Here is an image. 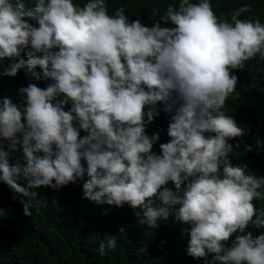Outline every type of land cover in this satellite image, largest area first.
Returning a JSON list of instances; mask_svg holds the SVG:
<instances>
[{
  "label": "clouds",
  "instance_id": "obj_1",
  "mask_svg": "<svg viewBox=\"0 0 264 264\" xmlns=\"http://www.w3.org/2000/svg\"><path fill=\"white\" fill-rule=\"evenodd\" d=\"M151 11L160 15L158 8ZM248 11L250 6L234 11L230 23L218 19L210 0H180L160 15L165 24L175 25L168 28L129 22L123 7L110 15L106 0L83 6L73 0H37L30 10L23 0H0V60L18 59L4 75L39 66L42 77L35 74L36 79L54 81L45 89L21 88L23 111L10 99L0 103V136L13 151L22 144L26 162L10 166L9 154L0 151V180L32 201L24 203L25 215L46 203L29 189L59 190L87 172L85 198L140 209V222L151 228L170 212L190 224L189 256L211 253L224 264H264V234L254 238L246 231L250 225L264 227V212L254 204L264 200V178L229 160L233 146L228 140L245 130L223 110L237 92L238 77L231 70L264 57V24L239 18ZM29 46L25 61L21 53ZM61 94L64 99H57ZM69 101L72 107L65 111ZM157 102L167 104L166 111L175 108L171 139L160 145L161 155L152 152L153 140L145 131V115L151 123L158 114L154 108L145 113V107ZM77 121L87 136L80 137ZM21 176L27 188L16 182ZM169 181L180 191L166 187ZM237 231L241 234L225 247ZM116 245L115 236H106L100 252Z\"/></svg>",
  "mask_w": 264,
  "mask_h": 264
},
{
  "label": "trees",
  "instance_id": "obj_2",
  "mask_svg": "<svg viewBox=\"0 0 264 264\" xmlns=\"http://www.w3.org/2000/svg\"><path fill=\"white\" fill-rule=\"evenodd\" d=\"M23 1L29 10L33 9L37 2ZM73 2L83 6L88 0ZM191 2L199 3L200 0ZM179 3L180 0H106L110 15H114L116 9L123 7L129 22L139 20L147 27L159 22L161 27L168 28H174L175 25L170 21L165 24L160 20V15L164 14L169 4L178 7ZM210 3L220 20L226 19L231 23V14L234 11L243 6H250V11L241 13L239 18L251 19L253 22L259 19L264 24V0H210ZM153 8H158L160 15L154 16L151 11ZM27 22L34 27L39 26L34 20ZM31 50L29 46L21 53L20 58L27 61L26 53ZM37 55L42 57V53ZM13 62H18V59L0 60V65L4 66L0 67V103L6 98L10 99L23 111L26 107V97L21 95V88L35 84L45 89L54 81L50 78L36 79L35 74L42 77V69L39 66L32 72L25 67L14 77L4 75V68ZM231 74L238 77L237 92L228 98L223 110L245 130V134L228 140L233 146L228 158L233 166L247 165L248 174L264 178V57L257 55L245 62L243 70L232 69ZM57 99H64L63 94ZM71 107L69 101L64 110L70 111ZM150 108H154L158 114L151 123H148L145 115V131L153 140L152 152L161 155L160 145L168 143L171 139L168 127L175 114V108L166 111L167 104L157 102L155 106H146L145 113ZM22 123L27 124L26 118L22 119ZM74 126L80 132L81 138L88 135L79 128L78 121ZM157 135L159 139L155 138ZM17 138L22 140V134L18 133ZM10 143L8 139L0 136V151L9 154V165L14 166L17 161L25 164L22 144L13 151ZM38 155L42 156L43 153ZM82 165L86 169L87 161L82 160ZM87 179L85 172L83 179H77L75 183H69L59 190L48 186L29 189L38 191V199L46 202L39 211L35 206L31 207L32 215L24 213V203L32 201L0 180V264H224L216 260L215 254L211 253L206 258L199 259L189 256L187 248L191 225L178 222L171 212L167 220L160 219L158 227L151 228L140 222L143 220L140 209L133 210L128 204L123 207L100 204L85 198L84 184ZM16 182L22 187L28 186L22 176ZM187 183L188 181H185L182 187H186ZM166 187L174 193L180 191L171 181ZM254 204L260 212H264V200L256 199ZM157 205L163 206L160 201H157ZM137 211H141V216L136 215ZM121 228L124 229L123 232H120ZM246 231H250L255 238L264 234V227L255 228L250 225ZM240 234L239 231L233 233L229 240L224 242L225 247L230 248ZM106 236H115L117 245L114 250L106 249L102 254L99 246Z\"/></svg>",
  "mask_w": 264,
  "mask_h": 264
}]
</instances>
